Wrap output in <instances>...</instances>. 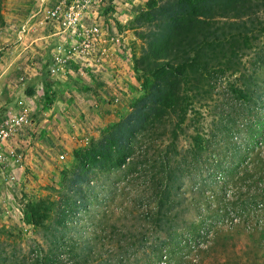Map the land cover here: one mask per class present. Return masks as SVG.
<instances>
[{
    "label": "rangeland",
    "instance_id": "374dc122",
    "mask_svg": "<svg viewBox=\"0 0 264 264\" xmlns=\"http://www.w3.org/2000/svg\"><path fill=\"white\" fill-rule=\"evenodd\" d=\"M227 2L0 0V125L27 118L0 135V264H264V10ZM164 60L186 99L155 131L145 66Z\"/></svg>",
    "mask_w": 264,
    "mask_h": 264
},
{
    "label": "trees",
    "instance_id": "16d2710c",
    "mask_svg": "<svg viewBox=\"0 0 264 264\" xmlns=\"http://www.w3.org/2000/svg\"><path fill=\"white\" fill-rule=\"evenodd\" d=\"M264 0H234L233 3H229L227 2V15H237V12H242V10H252L254 8L259 9L262 8L264 10ZM253 21V20H252ZM250 20V22L247 23H243V24H238V23H228L227 24V44L228 47H234L236 48L238 46V44L240 43L242 46H250V44L252 43V37H250V35L247 33L248 31H252L254 26L258 23L260 24V26L262 25V20L260 22H256L255 24ZM264 28V25L263 27ZM241 34V35H240ZM237 38H241V40L239 42H237ZM205 43V42H204ZM183 61V59H181V57L178 58H173V60L171 61V64L174 62H177L178 60ZM189 62L191 63L193 62H198V57H189ZM187 59V60H188ZM205 58L201 61V62H207L204 61ZM144 63V62H143ZM170 62H167L166 60L162 61L161 63H157V62H153L150 63L148 65H146V71L151 75V81L153 84V89H152V94L149 95L148 98H152L153 103L150 106V113L151 115H148L146 118V125L149 127V129L158 131L159 126H162V121H164V118L166 120V115L174 110H178L179 108L181 109V107H183L184 105L181 104L182 102L180 101L181 98H185L184 94L181 92L180 89V83H178V80L176 78V80L170 81L169 79H166V75L164 72L166 71H171L169 70V67L171 65ZM167 68V69H165ZM173 73L169 74V77L173 76L174 74V79L175 77H177L178 75L180 76L182 73L180 72L179 68L177 70V68L175 69V71H172ZM205 72V69H204ZM212 71L209 72V74H211ZM157 81V84H156ZM237 92V93H236ZM236 94H242L241 89H236L235 90ZM168 111H167V110ZM176 112V111H175ZM167 122V120H166ZM137 123V121H136ZM160 126V127H161ZM157 129V130H156ZM154 131V132H155ZM101 142V141H100ZM121 142V140H117V141H113L111 144L112 146L109 147V149H107V154L108 156H110L112 153H114V151L116 150L118 143ZM104 143H100L98 146L97 145V149L100 147H102ZM170 160V159H169ZM168 159H166V161H164V159L162 160H158L157 162H155V164L153 163V167L152 169L157 172L158 170H160V177H165L167 178V174L169 173L172 174L174 172H176V169H172L170 168V161ZM176 173H174L175 175ZM155 177V176H154ZM259 177V175H258ZM156 179V178H154ZM173 179H175V177L173 176ZM262 183H264V179H261ZM260 182V181H258ZM162 184L159 183L157 185V183L155 182V185L150 184V197L153 201V205L154 207V211L153 214H157L161 212V208H162V203H170L169 199L163 196L161 197V193H160V189H161ZM165 194V192H164ZM166 194L168 195V192H166ZM63 210H60V213L56 216L57 219L59 221H61V223L64 221L65 219V214L62 212ZM151 212V213H152ZM32 223L36 222V218L33 216L30 220ZM87 250V249H86ZM89 250V249H88ZM31 255V261L29 262V264H44L43 262L40 261V259H42V256H39V250H34L30 253ZM49 264H70V263H66L64 261V259H59L58 257H56L55 255H52V258L50 259V261L48 262ZM74 264H78L77 261H75Z\"/></svg>",
    "mask_w": 264,
    "mask_h": 264
},
{
    "label": "built area",
    "instance_id": "2783aa9c",
    "mask_svg": "<svg viewBox=\"0 0 264 264\" xmlns=\"http://www.w3.org/2000/svg\"><path fill=\"white\" fill-rule=\"evenodd\" d=\"M26 122H27V118L23 111L4 115L2 117V122L0 125V135H2V138L6 136L7 130H5L4 127L7 125L11 127H18V126L24 125Z\"/></svg>",
    "mask_w": 264,
    "mask_h": 264
}]
</instances>
